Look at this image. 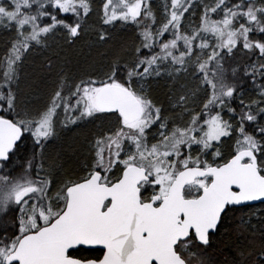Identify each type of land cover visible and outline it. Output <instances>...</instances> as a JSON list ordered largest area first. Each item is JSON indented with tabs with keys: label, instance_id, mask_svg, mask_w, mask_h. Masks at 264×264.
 Returning a JSON list of instances; mask_svg holds the SVG:
<instances>
[{
	"label": "snow or ice",
	"instance_id": "1",
	"mask_svg": "<svg viewBox=\"0 0 264 264\" xmlns=\"http://www.w3.org/2000/svg\"><path fill=\"white\" fill-rule=\"evenodd\" d=\"M0 264H264V0H0Z\"/></svg>",
	"mask_w": 264,
	"mask_h": 264
}]
</instances>
